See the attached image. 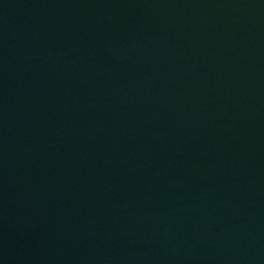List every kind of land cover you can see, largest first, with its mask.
Wrapping results in <instances>:
<instances>
[{"label": "water", "instance_id": "95a60500", "mask_svg": "<svg viewBox=\"0 0 264 264\" xmlns=\"http://www.w3.org/2000/svg\"><path fill=\"white\" fill-rule=\"evenodd\" d=\"M0 264H264V0H0Z\"/></svg>", "mask_w": 264, "mask_h": 264}]
</instances>
